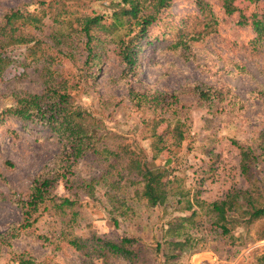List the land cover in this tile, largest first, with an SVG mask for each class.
Instances as JSON below:
<instances>
[{
    "label": "rangeland",
    "instance_id": "1",
    "mask_svg": "<svg viewBox=\"0 0 264 264\" xmlns=\"http://www.w3.org/2000/svg\"><path fill=\"white\" fill-rule=\"evenodd\" d=\"M117 1L45 0L42 6L38 0H0V22L6 10L16 7L36 14L45 9L47 13L41 29L30 24L14 33L13 37L25 35L29 42L15 44V38H0V109L14 104L19 95L42 93V71L48 64L60 75L82 74L86 53L80 42L74 46L69 43L67 22L75 26L76 15L91 12L109 20ZM206 1L212 19L198 11L194 0H171L161 9L147 31L151 42L140 52L133 70L117 59L115 45L107 38L109 41L97 48L105 51V60L94 67L98 71L90 80L97 86L80 80L69 91L106 129L125 135L132 147L148 158L154 152L149 135L152 124L146 121L155 115L163 120L156 128L158 133L180 124L183 139L176 141L166 133V146L154 162L168 160L170 176L177 180L173 187L179 184L190 196L197 194L211 201L229 190L248 186L240 172L239 145L256 155L264 149V40L256 39L250 27L239 26L237 13L226 15L220 0ZM263 1L234 0V4L250 15L264 10ZM63 4L68 13L59 17L61 23L55 22ZM211 20L214 27L207 32L203 27ZM180 34H184L187 45L175 46ZM69 52L76 55L77 64ZM70 81L75 80L71 77ZM199 89L206 94L201 96ZM142 93L158 95L154 109L139 102ZM65 145L44 121L8 117L0 124V264H84L89 259L87 250L70 246L69 233L86 240L88 246L95 235L106 239L132 237L144 248L147 264L264 263V239H255L260 224L249 229L239 226L230 239L212 230L205 219L193 229L200 241L199 250L165 261L156 244L163 241L166 222L182 214L175 198H170L166 207H147L134 195V186L123 181L120 196L129 209H112L107 194L110 179H99L103 164L91 154L74 161L50 189L56 197L78 201L73 207L78 211L76 221L66 223L70 209L62 214L47 201L31 216L36 221L21 227L22 202L27 200L32 181L61 168L60 156L68 150ZM252 175L264 186V161L253 164ZM89 183L94 184L93 196L87 195ZM114 262L128 264L121 259Z\"/></svg>",
    "mask_w": 264,
    "mask_h": 264
},
{
    "label": "trees",
    "instance_id": "2",
    "mask_svg": "<svg viewBox=\"0 0 264 264\" xmlns=\"http://www.w3.org/2000/svg\"><path fill=\"white\" fill-rule=\"evenodd\" d=\"M194 1L201 14L213 18L212 9L206 0ZM220 2L226 15L237 13V24L250 27L256 34V39L264 40V10L246 15L242 9L235 6L234 0ZM38 3L43 6L45 0H38ZM170 3L171 0H118L109 20L104 15L93 12L76 15L73 18L76 25L73 26V23L68 21L67 28L70 29L69 43L74 46L76 41L80 42L82 51L86 53L82 62V74L60 75L58 69L54 72L48 64L42 71L45 83L42 93L19 95L14 104L0 109V124L8 117L24 122L44 121L52 133L66 142L65 147L68 148L65 154L60 156L61 168L56 169L52 175L36 177L32 181L27 200L22 202L21 227L32 225L36 218L31 219V216L47 201L62 214L66 213V209H70L71 216L66 223L76 221L78 211L73 207L78 201L66 196L56 197L50 189L57 177L62 172H67L74 161L85 154H91L95 161L103 164L104 172L99 179H110V190L107 194L112 209H129L126 200L120 196L123 181L134 186V195L141 198L147 207H166L170 198H175L174 204L178 205V211L182 214L172 216L166 222L163 241L156 244V250H162L165 261L175 260L183 254L199 250L200 241L194 235L193 229L201 219H205L212 230L230 239L234 238L237 227L245 226L249 229L251 225L260 224L262 227L256 231L255 239H264V186L252 175L253 164L259 159L264 161V149L256 155L249 147L239 145V166L240 172L248 181L246 188L229 190L222 198L211 201L200 199L197 194L190 196L189 191L179 184L172 186L177 180L170 176V169L166 164L168 160L163 164L154 162L155 157L166 146L163 141L166 133L171 134L176 141L183 139L180 124L176 123L170 129L158 133L156 128L163 120L155 115L146 121V124H152L149 135L154 152L153 157L148 158L142 150L133 148L125 135L106 129L102 121L95 117L92 111L77 103L69 91V88L78 85L80 80L92 83V86L96 85L94 80L90 81L98 71H95L94 67L101 65L106 56L105 51L99 52L97 48L104 41H109L107 38L114 43V53L125 68H136L140 52L151 42L147 34L148 28L156 21L161 9L168 7ZM66 13L68 11L63 4V11L54 17V21L61 23L59 17ZM45 14V9L41 14L31 13L21 7L6 10L0 22V38L5 35L15 38V44L29 42L30 38L25 35L13 37L14 33L16 30L22 32L30 24L41 29ZM213 23L212 20L206 23L204 30L209 32L208 28H213ZM191 36L195 37L194 34ZM187 44L184 34H180L175 46ZM36 45L37 40H34L33 46ZM68 54L72 62L77 64L76 55L72 52ZM0 60L2 61V58ZM71 77L74 78V83L70 81ZM199 91L201 96L206 94L202 89ZM138 98L139 102L145 103L151 109H154L153 104L159 100L156 93L151 97L142 93ZM86 187L87 195L93 196L94 184L89 183ZM67 242L76 250H87L89 259L84 264H116L115 259H121L128 264H147L144 248L136 245L135 239L129 236L106 239L95 235L88 246L86 240L69 233Z\"/></svg>",
    "mask_w": 264,
    "mask_h": 264
}]
</instances>
